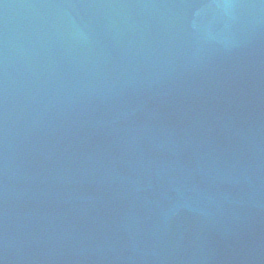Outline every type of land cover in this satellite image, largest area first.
Returning <instances> with one entry per match:
<instances>
[{"label": "water", "instance_id": "95a60500", "mask_svg": "<svg viewBox=\"0 0 264 264\" xmlns=\"http://www.w3.org/2000/svg\"><path fill=\"white\" fill-rule=\"evenodd\" d=\"M0 264H264V0H0Z\"/></svg>", "mask_w": 264, "mask_h": 264}]
</instances>
